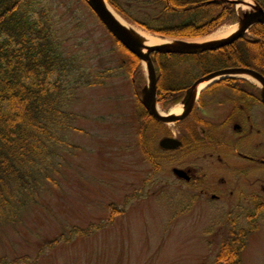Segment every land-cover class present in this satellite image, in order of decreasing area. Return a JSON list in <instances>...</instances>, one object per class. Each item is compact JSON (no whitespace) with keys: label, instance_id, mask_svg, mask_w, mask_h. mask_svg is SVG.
<instances>
[{"label":"rangeland","instance_id":"obj_1","mask_svg":"<svg viewBox=\"0 0 264 264\" xmlns=\"http://www.w3.org/2000/svg\"><path fill=\"white\" fill-rule=\"evenodd\" d=\"M106 1L116 14V7L140 20L150 14L148 9L143 14L139 0ZM41 2L64 40L66 56L78 58L86 73L101 79L72 93L67 109L76 117L63 134L66 145L52 159V182L36 187L37 199L20 221L0 229V264H23V256L29 258L26 264H214L220 244L232 236L227 222L232 207L194 199L190 184L171 171L188 165L204 171L212 161L203 159V152L188 163L179 153L161 157L162 135L154 131L142 146L137 95L146 81L143 64L130 63L83 0ZM232 25L223 24L212 36ZM182 65L178 71L186 69L189 76L200 72L196 65ZM179 129L170 125L166 131L177 135ZM259 226L243 238L240 264H264V223Z\"/></svg>","mask_w":264,"mask_h":264},{"label":"trees","instance_id":"obj_2","mask_svg":"<svg viewBox=\"0 0 264 264\" xmlns=\"http://www.w3.org/2000/svg\"><path fill=\"white\" fill-rule=\"evenodd\" d=\"M41 1L0 0V229L20 221L26 208L37 199L36 187L44 188L52 182V159L66 145L63 134L72 128L70 122L76 117L67 109L72 93L101 79L86 73L78 65V58L66 56L64 40L53 29L51 12ZM208 1L212 0H139L143 14L146 9L150 11L142 26L169 37L198 38L236 20L232 3L219 0L201 5ZM254 1L264 9V0ZM249 32L213 52L171 55L169 59L167 55H155L156 70L165 72L167 81L176 82L179 77L175 73L179 71L175 63L194 57L200 72L240 66L264 76V27L253 26ZM126 52L136 68L139 60ZM183 74L189 76L187 72ZM161 86L158 84V91L163 95ZM178 86L177 83L171 88ZM148 151L146 146L143 152ZM231 231L232 236L220 244L214 264H240L245 235ZM28 259L23 256L21 263L26 264Z\"/></svg>","mask_w":264,"mask_h":264},{"label":"flooded vegetation","instance_id":"obj_3","mask_svg":"<svg viewBox=\"0 0 264 264\" xmlns=\"http://www.w3.org/2000/svg\"><path fill=\"white\" fill-rule=\"evenodd\" d=\"M192 59L194 57L175 63L176 68L184 63L182 66L190 69L195 65ZM183 71L175 73L180 80L177 88H171V81H167L165 72H157L158 109L163 117H170V120H155L139 103L144 122L141 128L142 139L147 144L148 140L145 139L149 138V131L150 134L151 131L157 132V136L162 135L158 141V153L161 157H166L163 156L166 153H179L178 159L186 163L191 160L192 155L203 152V159L211 160L212 164L209 162L204 171L202 166L198 171L191 165L185 169L180 168L186 171L189 180H178L190 184L194 199L202 198L204 201L231 206L227 222L232 223L233 230L240 231L241 235L247 237L259 229V223H264L262 89L257 83L245 78L225 79L222 81L230 82L219 84L221 81H218L203 89L193 107L186 110L184 101L187 91L197 80L212 71L197 72L193 79L184 76ZM160 83L163 95L158 91ZM168 105L178 107L166 110ZM170 125L179 126L177 135L166 131ZM166 139L176 140L181 145L173 149L163 148L160 143ZM173 168L176 167L171 170Z\"/></svg>","mask_w":264,"mask_h":264},{"label":"water","instance_id":"obj_4","mask_svg":"<svg viewBox=\"0 0 264 264\" xmlns=\"http://www.w3.org/2000/svg\"><path fill=\"white\" fill-rule=\"evenodd\" d=\"M94 11L99 20L104 24L107 30L115 37V39L131 54L136 56L145 66L147 73V84L141 89L139 100L144 105L148 113L156 120L166 122L170 117L161 116L156 109V73L151 60L153 54H198L206 51L216 50L228 46L236 40L243 37L248 30L256 24L264 26V10L254 0H227L241 7L237 12L236 30L230 35L221 39L205 40V41H187L181 39H167L160 43L146 44L143 36H141L133 28L122 24L108 8L105 0H84ZM246 6V9L243 8ZM236 75H246L262 86V102H264V77L259 73L242 67L226 68L214 71L197 80L187 91L184 105L186 110L193 107L195 99L200 93L199 86H208L218 80L233 77ZM203 86V87H204ZM202 87V88H203ZM187 113V111H186ZM180 145V142L172 139L161 141L160 146L166 149H173ZM174 174L179 178L188 179L186 173L181 169H173Z\"/></svg>","mask_w":264,"mask_h":264},{"label":"bare ground","instance_id":"obj_5","mask_svg":"<svg viewBox=\"0 0 264 264\" xmlns=\"http://www.w3.org/2000/svg\"><path fill=\"white\" fill-rule=\"evenodd\" d=\"M247 1H250V0H247ZM244 8H246V6H243ZM122 23H124V21L122 19H120V17L118 18ZM237 26L236 25H232L230 27L227 28V30H223V31H220L218 32L217 34H214L212 37L213 38H223V37H226L227 35H229L230 33H232L234 30H236ZM141 36H143L146 44H155V43H160L162 42L163 40L162 39H159V38H156V37H153V36H150L148 33L146 32H143L139 29H135ZM178 110H176L177 112Z\"/></svg>","mask_w":264,"mask_h":264}]
</instances>
